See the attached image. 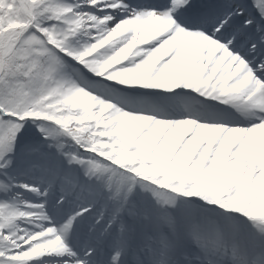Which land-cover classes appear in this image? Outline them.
I'll return each mask as SVG.
<instances>
[{
	"label": "snow or ice",
	"instance_id": "snow-or-ice-1",
	"mask_svg": "<svg viewBox=\"0 0 264 264\" xmlns=\"http://www.w3.org/2000/svg\"><path fill=\"white\" fill-rule=\"evenodd\" d=\"M0 264H264V0H0Z\"/></svg>",
	"mask_w": 264,
	"mask_h": 264
}]
</instances>
